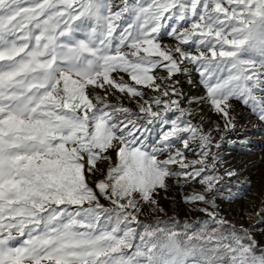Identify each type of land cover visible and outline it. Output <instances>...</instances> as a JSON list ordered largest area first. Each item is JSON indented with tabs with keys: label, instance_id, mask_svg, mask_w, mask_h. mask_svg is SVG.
Wrapping results in <instances>:
<instances>
[{
	"label": "snow or ice",
	"instance_id": "6c2138e0",
	"mask_svg": "<svg viewBox=\"0 0 264 264\" xmlns=\"http://www.w3.org/2000/svg\"><path fill=\"white\" fill-rule=\"evenodd\" d=\"M193 71L206 92L184 108L175 77ZM233 101L264 121V0H0V264H264L215 211L250 183L213 151ZM198 102L223 129L193 123ZM172 177L201 186L184 199L210 220L138 231Z\"/></svg>",
	"mask_w": 264,
	"mask_h": 264
},
{
	"label": "rangeland",
	"instance_id": "374dc122",
	"mask_svg": "<svg viewBox=\"0 0 264 264\" xmlns=\"http://www.w3.org/2000/svg\"><path fill=\"white\" fill-rule=\"evenodd\" d=\"M121 0H116L119 5ZM128 2L135 3V0H128ZM165 43H170L169 38H164ZM159 75H165L163 70H157ZM125 80H129L128 76L124 75ZM175 79L179 80L177 87L184 94L181 102V107L188 108V100L193 97H202L205 95V88L200 83L199 74L192 72L191 75H178ZM131 83V81L129 80ZM198 88V89H197ZM197 90H201L198 94ZM147 96H152L154 93L145 89ZM101 95L103 93L101 92ZM111 103H123L124 106L132 109L133 112H138V106L135 101H130L127 97H121V94L116 93L115 96L109 97ZM232 115L236 119V127L238 124L250 120V124L261 125L259 129H250L243 133H233V131L216 132L213 131L214 144L220 143V148L213 147V151L218 153L219 171L223 173L224 169H235L237 176L231 178L233 184L250 181L244 185L247 191L238 199L231 201L227 199H217L215 211L219 217L227 221L237 228L243 227L248 229L257 244V252L264 250V184L262 178L264 177V121L257 118L251 110L239 101H233ZM196 115L192 117L193 123L203 122L205 131L213 128L214 124H219L223 129V120L218 115L213 113L207 104L196 103L191 105ZM155 110V109H154ZM239 110H245L244 115L238 116ZM176 114L169 113L170 118H174ZM160 128L157 126L155 130L149 134V142H152L159 136ZM223 135V140H221ZM189 159H195L191 152L186 153ZM240 156V157H239ZM112 162L116 161L115 153H111ZM163 159V157H160ZM238 158L237 162L232 164L233 159ZM107 164L101 165V168H106ZM175 168V166H172ZM99 175V173L97 174ZM227 179V178H226ZM168 189L158 190V195L155 197L158 201V207L162 210H153L150 206L144 205L141 213L138 215V220L141 227L138 231H143L144 226L151 229L171 228L181 234L187 233L191 235L199 232L203 225V221L210 220V218L201 211H197L198 207H207L202 204H189L185 202L184 197L194 191H200L201 186L198 183L186 184L181 187L175 177L167 180ZM236 189L234 188L233 191ZM100 204L105 208H113L110 201L100 198ZM211 210V209H210ZM159 219H168V221H158ZM178 225H181L178 229ZM210 229L215 228V224H209Z\"/></svg>",
	"mask_w": 264,
	"mask_h": 264
},
{
	"label": "bare ground",
	"instance_id": "6f19581e",
	"mask_svg": "<svg viewBox=\"0 0 264 264\" xmlns=\"http://www.w3.org/2000/svg\"><path fill=\"white\" fill-rule=\"evenodd\" d=\"M197 89H198V88H197ZM199 92H201V90H197V91H196L197 94H198ZM244 113H245V110H239V111L237 112L238 116H240V115L242 116V115H244ZM250 123H251L250 120H247V121H244V122L238 124L237 127L235 128V132H233V133H243V132H245V131H247V130H250V129H255V130H257V129H259L260 126H261V125H257V124L251 125ZM239 157H240V156H239ZM237 160H238V158H236L235 160L233 159L232 164H234L235 162H237ZM262 183L264 184V177L262 178Z\"/></svg>",
	"mask_w": 264,
	"mask_h": 264
},
{
	"label": "trees",
	"instance_id": "16d2710c",
	"mask_svg": "<svg viewBox=\"0 0 264 264\" xmlns=\"http://www.w3.org/2000/svg\"><path fill=\"white\" fill-rule=\"evenodd\" d=\"M158 221H166L167 222L168 219H159ZM177 227H178V229H180L181 225H178Z\"/></svg>",
	"mask_w": 264,
	"mask_h": 264
}]
</instances>
